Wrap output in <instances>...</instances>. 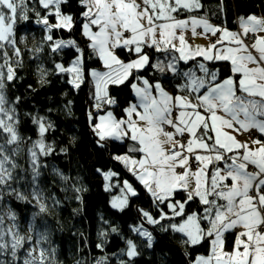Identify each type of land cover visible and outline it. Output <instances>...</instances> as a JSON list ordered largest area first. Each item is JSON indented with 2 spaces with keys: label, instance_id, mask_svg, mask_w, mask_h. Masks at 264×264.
Wrapping results in <instances>:
<instances>
[{
  "label": "snow or ice",
  "instance_id": "snow-or-ice-1",
  "mask_svg": "<svg viewBox=\"0 0 264 264\" xmlns=\"http://www.w3.org/2000/svg\"><path fill=\"white\" fill-rule=\"evenodd\" d=\"M35 3L40 10L30 8L28 0H0V264H58L47 223L38 219L49 213V200L54 207L60 204L40 186L47 168L43 161L56 152L47 140L55 126L45 116L27 114L36 138L24 135L21 97L9 98V86L23 67L15 25L18 18L28 21L30 11L43 29L41 42L31 51L47 48L53 64V69L37 65L39 82L47 83L54 70L74 91L88 86V119L97 145L130 142L126 152L111 158L158 209V216L138 209L142 222L131 231L148 247L153 236L144 222L179 235L185 247L206 241L207 254L192 264H264V15L238 17L233 31L212 23L202 0H78L82 11L76 15L64 11L69 0ZM218 10L223 13V0ZM77 27L86 47L71 35H57L74 33ZM198 38L208 43L190 42ZM65 50L73 51L67 65L55 59ZM91 60L100 67H90ZM164 81L175 82L172 91ZM112 87H127L134 97L120 116L113 111L118 101ZM53 171L69 181L61 170ZM96 171L106 181V191L119 188L111 207L123 212L138 196L137 189L128 179L121 181L117 171ZM6 197L37 211L22 221ZM192 204L197 207L189 211ZM107 235L100 232L97 248H103ZM229 235L234 237L230 250ZM122 255L128 259L119 264H132L139 255L132 239L126 240ZM96 264H107V257Z\"/></svg>",
  "mask_w": 264,
  "mask_h": 264
},
{
  "label": "trees",
  "instance_id": "trees-1",
  "mask_svg": "<svg viewBox=\"0 0 264 264\" xmlns=\"http://www.w3.org/2000/svg\"><path fill=\"white\" fill-rule=\"evenodd\" d=\"M29 7L39 9L35 0H28ZM212 22L226 24L229 29H235L238 17L256 14L264 15V3L261 0H223V13L219 12L220 0H202ZM64 11L76 15L82 9L78 0H69L64 6ZM214 13V14H213ZM28 21L17 19L15 25L17 46L23 53V67L18 69V79L9 86V98L21 97L18 112L22 121L21 131L26 136L35 139V125L31 122V115L45 116L51 120L55 130L47 136L56 152L43 161L47 168L42 170L41 188L49 196L54 195L60 201L58 206H52L49 200V213L42 215L40 220L47 223L50 231L51 247L56 250L58 264H96L101 258L107 257V264H119L121 259L127 260L122 255L126 249V240L132 239L137 245L138 256L133 258L132 264H192L198 255H206L208 243L185 247L181 244L180 236L171 231H163L161 225H151L144 222V227L152 233V246L148 247L143 237L131 231L132 226L142 222L138 209L149 211L153 216H158V209L152 202V197L143 189L122 165L111 157L127 151L130 142L123 144L108 141L106 147L97 145L88 119L92 100L88 86H83L79 91H74L66 83V77H61L50 71L47 83L41 84L37 74V65L43 62L47 69H53V64L44 53L31 51L42 40L43 29L36 23L34 12H29ZM64 38L70 35L86 47V41L80 35L79 27L74 33L60 32L57 34ZM23 38V39H22ZM12 54L11 47L8 48ZM126 53H121L122 58ZM39 57L36 59L35 57ZM73 56L72 50H65L62 57H55L66 65ZM90 67L99 68L97 61H89ZM226 71V65H217ZM146 72L145 75H150ZM165 86L172 91L175 82L164 81ZM31 85V88L29 87ZM111 95L118 101L113 111L117 116L122 115V108L134 100L131 90L127 87H112ZM71 101V104L68 102ZM31 114V115H27ZM66 149V152H61ZM20 163L27 167L26 157H21ZM61 170L70 179L67 183L62 181L53 169ZM103 171L113 170L120 173L121 181L128 179L138 191V196L132 197L130 204L123 212L113 209L111 201L114 196L120 195L119 188L105 190V180L96 169ZM115 183V180L113 181ZM73 185L80 188V192L73 189ZM183 194L177 196L181 198ZM79 197V199H77ZM11 206L16 210L22 221L31 219L32 213L37 211L32 205L6 197ZM192 204L189 211L195 209ZM167 211V209H165ZM108 221L105 224L103 221ZM161 224H167L162 221ZM118 228L117 233H112L109 226ZM108 231L103 238V248L96 245L102 243L100 232ZM234 237L228 236V247Z\"/></svg>",
  "mask_w": 264,
  "mask_h": 264
},
{
  "label": "crops",
  "instance_id": "crops-1",
  "mask_svg": "<svg viewBox=\"0 0 264 264\" xmlns=\"http://www.w3.org/2000/svg\"><path fill=\"white\" fill-rule=\"evenodd\" d=\"M230 30H233V31H237L238 30V22L236 23V27L235 29H230ZM193 45H206L208 43L207 40L205 39H194V40H191L190 41ZM241 139H247V137H241ZM231 247H228V250H230Z\"/></svg>",
  "mask_w": 264,
  "mask_h": 264
},
{
  "label": "built area",
  "instance_id": "built-area-1",
  "mask_svg": "<svg viewBox=\"0 0 264 264\" xmlns=\"http://www.w3.org/2000/svg\"><path fill=\"white\" fill-rule=\"evenodd\" d=\"M213 23V22H212ZM214 24H217V25H219L218 23H214Z\"/></svg>",
  "mask_w": 264,
  "mask_h": 264
},
{
  "label": "bare ground",
  "instance_id": "bare-ground-1",
  "mask_svg": "<svg viewBox=\"0 0 264 264\" xmlns=\"http://www.w3.org/2000/svg\"><path fill=\"white\" fill-rule=\"evenodd\" d=\"M212 22V21H211ZM213 23H216V22H213ZM237 23V22H236ZM219 24V23H218Z\"/></svg>",
  "mask_w": 264,
  "mask_h": 264
},
{
  "label": "rangeland",
  "instance_id": "rangeland-1",
  "mask_svg": "<svg viewBox=\"0 0 264 264\" xmlns=\"http://www.w3.org/2000/svg\"><path fill=\"white\" fill-rule=\"evenodd\" d=\"M105 183H106V181H105ZM119 196V195H118Z\"/></svg>",
  "mask_w": 264,
  "mask_h": 264
}]
</instances>
